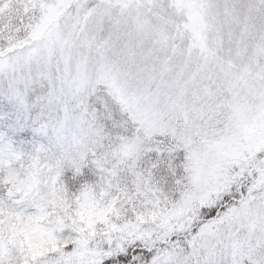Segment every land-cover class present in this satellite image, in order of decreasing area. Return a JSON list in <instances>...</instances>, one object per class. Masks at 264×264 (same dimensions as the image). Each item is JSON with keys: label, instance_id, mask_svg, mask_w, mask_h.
I'll return each instance as SVG.
<instances>
[{"label": "snow or ice", "instance_id": "1", "mask_svg": "<svg viewBox=\"0 0 264 264\" xmlns=\"http://www.w3.org/2000/svg\"><path fill=\"white\" fill-rule=\"evenodd\" d=\"M0 264H264V0H0Z\"/></svg>", "mask_w": 264, "mask_h": 264}]
</instances>
